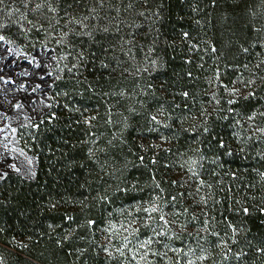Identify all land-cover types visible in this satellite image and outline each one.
Listing matches in <instances>:
<instances>
[{
  "label": "trees",
  "instance_id": "trees-1",
  "mask_svg": "<svg viewBox=\"0 0 264 264\" xmlns=\"http://www.w3.org/2000/svg\"><path fill=\"white\" fill-rule=\"evenodd\" d=\"M0 25L56 53L51 107L18 132L36 173L0 179L2 264H264V0H0Z\"/></svg>",
  "mask_w": 264,
  "mask_h": 264
},
{
  "label": "crops",
  "instance_id": "crops-1",
  "mask_svg": "<svg viewBox=\"0 0 264 264\" xmlns=\"http://www.w3.org/2000/svg\"><path fill=\"white\" fill-rule=\"evenodd\" d=\"M53 56L54 49L47 45L26 49L8 38L0 41V167L13 168L0 170L2 177L22 173L32 178L36 173L37 160L17 143V135L21 127L39 121L51 107L56 79Z\"/></svg>",
  "mask_w": 264,
  "mask_h": 264
},
{
  "label": "snow or ice",
  "instance_id": "snow-or-ice-1",
  "mask_svg": "<svg viewBox=\"0 0 264 264\" xmlns=\"http://www.w3.org/2000/svg\"><path fill=\"white\" fill-rule=\"evenodd\" d=\"M100 2H101V4H102V3H103V0H100ZM145 2H146V0H145ZM42 6H43L42 4H38V5H37V8H40V7H42ZM129 7H131V4L129 5ZM49 8H50V10H51L52 12H55V11H56V9H55V8H52L51 5H49ZM92 11L94 12L95 9H92ZM140 15L143 16L144 13L141 12ZM87 19H88V17H84V20H87ZM84 20H79V19H76V18H74V17H71V18L69 19L68 23L78 24V25L81 26V29H85V28H87L88 26L84 23ZM56 22L59 23L58 20H57ZM31 23H32V22L29 21V24H31ZM2 27H3V25H0V28H2ZM37 27H43V25H37ZM48 27H49V28L52 27V22H51V21L49 22ZM47 31H48V29H45V32H47ZM102 31L107 32L108 29H107V28H104V29H102ZM116 31L118 32V31H119V28H117ZM70 33H75V35H81V32H76L75 29H73V28H69V30H68L67 32H62V33H61V37H62V38H61V39H57V40H56V44H58V45H59V44H68V47H72V45L69 44L68 41H67V39H66V37H68ZM82 34H83V35H86V36H88V37H90V38H92V36H93V34H92L91 31H86V32H83ZM49 35H52V33H49ZM188 35H189V34H188L187 32H183V33H182V36H184V37H187ZM5 40H6V37H5L4 35H0V41H5ZM127 42H128V43H131V41H127ZM243 50H244V51H247V49H243ZM213 51H215L214 48H213ZM92 55L94 56L95 53H92ZM51 59H52V60H56V57L53 56ZM85 60H86V56H85L84 51H80L78 57L76 58V63L72 65V68H70L69 71L71 72L73 69H76L78 66L81 67V68L86 67V65L82 63V61H85ZM150 63H152V64L154 65V64H155V61H150ZM100 64H101V66L104 67V68H108V67H109V65H108L107 63H105L103 59L100 60ZM145 71H147V69H145ZM77 74H80V73L78 72ZM45 75H48V73H45ZM189 75H191V73H189ZM218 75H219V71L217 70V76H218ZM41 79H43V77H41ZM249 83H252V81H249ZM37 87H40V85H37ZM225 87H227V86H225ZM230 91L233 93L234 98L228 100L227 103H228V104L236 103L237 101H236V99H235V94L238 92V89H236V88H232ZM122 94H123V93H122ZM65 95H67V93H65ZM182 95L187 96L188 93H187V92H183ZM249 95L254 96L255 93H254V92H253V93H249ZM245 98H247V97H245ZM217 103H219V101H217ZM233 110H234V109H232V108H229V109H228V111H230V112L233 111ZM76 111L79 112L80 109L77 108ZM85 111H87V109H85ZM133 111H134V109H133ZM82 114H83V113H82ZM161 114H162V112H161ZM53 115H55V114L53 113ZM255 115H256L255 112H253V113H252V116H249L248 119H249V120L253 119V117H254ZM262 115H264V113H262ZM225 118H227V117H225ZM94 119H96L95 116H87V117L84 118V123L89 124V125L91 126V121L94 120ZM150 120H151V122L156 123V124H162V123H163V121L158 120V118H157L156 115H151V116H150ZM34 126H35V125H34ZM165 127H167V125H165ZM151 130H152V129H149V131H151ZM202 131H203L204 133H209V132H210V129H209L208 127H203V128H202ZM259 131L264 132V128L259 129ZM161 139H167V138L161 136ZM219 143H220V146H221V147H224V142H223L222 140H221ZM141 147H144V146L141 145ZM153 147H157V146H156V145H153ZM89 151L91 152V150H89ZM169 151H170V150H169ZM228 154L230 155L231 153L229 152ZM139 159H140V160H143L144 158H143V157H140ZM151 162H152L153 164L156 163V159H155L154 156L151 158ZM194 163H195V162H194ZM13 167H15V166L13 165ZM18 170H19V169H17V171H18ZM189 171H190V172H193V170H192L191 168L189 169ZM193 174H194V175H198V173H195V172H193ZM4 175H6V173H4ZM233 175H234V173H233ZM2 178H3V177L0 176V179H2ZM173 183H176V181H173ZM204 183H205V182H204L203 180H200V184H201V185H203ZM161 191H163V190L161 189ZM100 199H101V200H105V199H107V197H106V196H101ZM171 199H172V200H175L176 197L173 196ZM202 200H203V202H204L205 204L207 203V200L204 199L203 197H202ZM240 210L243 211L244 213H248V212H249V209L246 208V207H244V208H242V209H240ZM144 211L147 212V213H151V212H158V213H159V212H160V209L158 208V206H156L155 204H153V205H151L149 208H145ZM185 211H186V210H185ZM260 211L264 212V208L260 209ZM149 219H152L151 215H149ZM158 219H159L160 221H163V225L160 227V231H159V232H156L155 229H153V235H155V236H162V235H166V234H168V232H167V226L169 225V221L166 219L165 215H163V214H159ZM87 223H88L89 225H93V224H95L96 222H95L94 220H88ZM133 223H135V221H133ZM229 226L232 227V230H233L234 233L237 231V229H236L234 226H232L231 224H230ZM120 227L123 228L124 226H123V225H120ZM128 229H132V233H133V234H138V229L132 228V225H128V228L125 229V231H127ZM107 231H108V232H112V231H113V228H112V227H109V228L107 229ZM171 235H172V236H175L176 233H175V232H172ZM216 235L219 236V233H216ZM65 238L67 239V237H65ZM124 243H125V246L128 245L129 241L127 240V238H125ZM151 243H153V241H152V238L149 237V238L147 239V241H145V242H143V243L140 244V247H141V248H144V247H146L147 245H150ZM220 243H222V244H226V242L223 241V240H221ZM21 247H24V245L21 244ZM104 250H105L106 252L108 251L107 248H105ZM117 251H120V249H117ZM173 251H182V249H173ZM229 251H231V249H229ZM258 251H264V249H258ZM121 254H122V253H121ZM133 255L135 256V251H133ZM200 258H201V259H204V257H200ZM225 258H227V253H225ZM141 259H142V258H141ZM0 264H2V259H0ZM188 264H192V262L189 261Z\"/></svg>",
  "mask_w": 264,
  "mask_h": 264
},
{
  "label": "rangeland",
  "instance_id": "rangeland-1",
  "mask_svg": "<svg viewBox=\"0 0 264 264\" xmlns=\"http://www.w3.org/2000/svg\"><path fill=\"white\" fill-rule=\"evenodd\" d=\"M24 127H26V126H24ZM21 128H22V127H21ZM21 128H20V129H21ZM20 129H19V130H20ZM19 130H18V132H19ZM17 136H18V135H17ZM18 142H20V141H19V139L17 138V143H18ZM19 145H20V143H19ZM11 169H13V168H12V167H8L7 165H2V166L0 167V170H1V171H2V170H8V171H10ZM23 170H26V169L24 168ZM1 171H0V172H1ZM22 172H24V171H22ZM8 174H9V173H8ZM21 174H22V173H21ZM21 174H20V175H21ZM0 176H3V175H2V172L0 173ZM5 176H6V175H5ZM126 227L128 228V224H127ZM128 230H129V229H128ZM128 230H127V231H128Z\"/></svg>",
  "mask_w": 264,
  "mask_h": 264
}]
</instances>
